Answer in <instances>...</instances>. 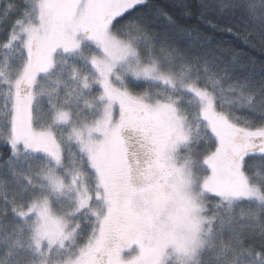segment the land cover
I'll list each match as a JSON object with an SVG mask.
<instances>
[{"label": "snow or ice", "instance_id": "6c2138e0", "mask_svg": "<svg viewBox=\"0 0 264 264\" xmlns=\"http://www.w3.org/2000/svg\"><path fill=\"white\" fill-rule=\"evenodd\" d=\"M0 264H264V0H0Z\"/></svg>", "mask_w": 264, "mask_h": 264}]
</instances>
